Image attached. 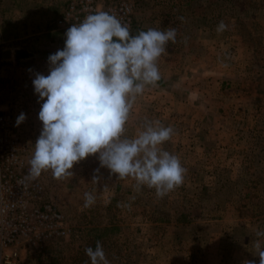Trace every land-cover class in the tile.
Listing matches in <instances>:
<instances>
[{"label": "rangeland", "instance_id": "obj_1", "mask_svg": "<svg viewBox=\"0 0 264 264\" xmlns=\"http://www.w3.org/2000/svg\"><path fill=\"white\" fill-rule=\"evenodd\" d=\"M129 1L132 35L176 29V42H169L158 60L167 66L166 85L147 86L136 103H182L162 112L177 113L163 121L176 131L188 130L186 103H199L196 163L189 162L187 148L170 150L187 173L182 185L162 198L154 188L137 190L131 177L110 174L100 167L98 154L75 164L74 175L64 179L42 172L45 199L69 221L71 236L25 252L18 264H91L85 249H95L97 241L110 264H191L214 254L221 255L219 264H260L255 243L264 246V237L256 236L264 231V0ZM221 21L228 27L217 32ZM14 46L0 41V52ZM17 46L25 47L16 50L22 58L32 54L27 50L43 54L16 61L0 54V114L12 117L30 167L43 127L38 118L43 101L32 81L38 68H49L44 57L62 48L43 42ZM221 103L244 104L239 112ZM21 113L26 119L17 126ZM126 128L129 138L137 135L133 119ZM86 192L95 196L88 208Z\"/></svg>", "mask_w": 264, "mask_h": 264}, {"label": "clouds", "instance_id": "obj_2", "mask_svg": "<svg viewBox=\"0 0 264 264\" xmlns=\"http://www.w3.org/2000/svg\"><path fill=\"white\" fill-rule=\"evenodd\" d=\"M227 27L221 21L216 30ZM176 35L174 28H149L132 35L128 24L107 11L90 13L72 24L64 48L48 57L49 74L36 73L32 81L43 101L38 114L43 127L29 160V177L51 170L53 178H67L74 175L75 164L98 154L100 167L119 179H135L137 190L154 188L162 198L182 185L187 169L162 147L174 135L171 126L145 120L137 135H126L133 105L147 86H157L161 80L158 60L168 43L176 42ZM25 119L21 113L17 126ZM84 195L88 208L95 196ZM256 236L264 237V231ZM262 249L257 240L260 264H264ZM85 253L91 264H110L99 241Z\"/></svg>", "mask_w": 264, "mask_h": 264}, {"label": "built area", "instance_id": "obj_3", "mask_svg": "<svg viewBox=\"0 0 264 264\" xmlns=\"http://www.w3.org/2000/svg\"><path fill=\"white\" fill-rule=\"evenodd\" d=\"M98 11L116 15L129 28L132 25L129 0H68L55 27L69 28ZM19 141L12 117L0 114V264H18L25 252L71 236L69 221L45 199L40 176L29 177Z\"/></svg>", "mask_w": 264, "mask_h": 264}, {"label": "crops", "instance_id": "obj_4", "mask_svg": "<svg viewBox=\"0 0 264 264\" xmlns=\"http://www.w3.org/2000/svg\"><path fill=\"white\" fill-rule=\"evenodd\" d=\"M67 2V0H0V40L1 42L5 43H12L15 46L14 47H4V48H10L13 50V56L10 60L16 61V60H22V59H32L34 57L37 59L39 56L41 58L43 57L41 55V52L39 50H27V52H32L30 55L23 56L24 58L18 56L16 50L25 49V47L17 46L21 44H32L34 43H46L49 44L48 40L45 38L47 33L57 30L55 27V19L58 17L59 14H61V10L63 5ZM63 42H65L63 40ZM3 48V49H4ZM63 49V47H62ZM43 52V51H42ZM1 54V52H0ZM52 55L49 54L47 57H44L45 59H48V57ZM158 67L161 71H163V74L161 73V80L157 82V86H151L154 89H159L158 87H162L164 84V80L167 79L164 76H166L165 71L167 70V66L164 64H159ZM37 73H41L44 75L49 74V68L46 69H37ZM166 83L164 84V86ZM150 90L147 87L145 88V91L143 92L141 98L144 97L146 92ZM167 90L164 89L162 92H166ZM147 101V99H145ZM182 103H136L133 105V109L131 111V117L130 120L133 119V122H135V125L137 127V132L142 130V126L145 122V120H159L162 124L165 118L172 117L176 118V114L171 116H166V114H163L162 112L166 111L167 109L173 111L177 106L179 108ZM231 104V106L229 105ZM234 104V106H232ZM244 103H221V107L225 109L227 107L229 111L231 109H238L240 112V108L243 106ZM2 105V104H1ZM179 105V106H178ZM185 106H188L189 108V124H188V130L181 131L178 129H174V135L173 137L165 142L162 147L164 150L171 152L170 150L174 151L175 148H182L185 152V148L188 149V158L189 162L195 164L197 157L195 156L198 152L195 150V144L198 141V138H196V130L197 127V115H198V107L199 103H186ZM184 108V106H182ZM178 111V110H177ZM180 111H178L179 113ZM184 113V111L182 112ZM186 113V112H185ZM230 113V112H229ZM223 114L225 115L226 112L224 110ZM193 119V120H192ZM129 120V121H130ZM174 121H172L173 125ZM165 126V124H163ZM194 129V130H193ZM36 131V130H35ZM188 135V136H187ZM173 141V143H172ZM202 147L204 146L201 144ZM187 154H183L181 156L182 158L185 157ZM187 157V156H186ZM217 257L216 260L213 262H208V258ZM220 256L221 255H213L209 256L206 255L201 257L202 260H198L197 257L194 258L191 264H219L220 263ZM197 258V259H196ZM207 260H206V259Z\"/></svg>", "mask_w": 264, "mask_h": 264}, {"label": "trees", "instance_id": "obj_5", "mask_svg": "<svg viewBox=\"0 0 264 264\" xmlns=\"http://www.w3.org/2000/svg\"><path fill=\"white\" fill-rule=\"evenodd\" d=\"M68 28L66 29H57L54 31H51L49 33H47V35L45 36V38L48 40L49 43H55V45H61V48L65 46V42H63V40L65 41L66 37H65V33L67 31Z\"/></svg>", "mask_w": 264, "mask_h": 264}, {"label": "water", "instance_id": "obj_6", "mask_svg": "<svg viewBox=\"0 0 264 264\" xmlns=\"http://www.w3.org/2000/svg\"><path fill=\"white\" fill-rule=\"evenodd\" d=\"M13 56V50L10 48H4L1 50V57L2 59H11Z\"/></svg>", "mask_w": 264, "mask_h": 264}]
</instances>
